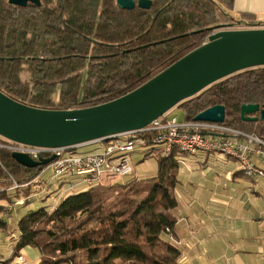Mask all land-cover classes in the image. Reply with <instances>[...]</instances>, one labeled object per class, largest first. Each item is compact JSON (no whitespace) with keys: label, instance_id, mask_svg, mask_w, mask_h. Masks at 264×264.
Segmentation results:
<instances>
[{"label":"trees","instance_id":"trees-1","mask_svg":"<svg viewBox=\"0 0 264 264\" xmlns=\"http://www.w3.org/2000/svg\"><path fill=\"white\" fill-rule=\"evenodd\" d=\"M232 3L151 0L149 9L126 10L115 0H40L25 7L0 0V91L47 109L115 99L204 43L215 29L264 27L252 14L232 15ZM249 103L264 104V66L229 75L178 106L192 120L223 105V124L264 140V121L240 118V106ZM176 154L157 156L155 176L143 183L107 181L55 206L28 210L17 220L12 254L3 263L29 246L39 251L37 264H184L178 247L162 237L173 233L176 221ZM45 166H22L12 151L0 148V200L14 205L23 189L10 195L8 188L32 180Z\"/></svg>","mask_w":264,"mask_h":264},{"label":"water","instance_id":"water-1","mask_svg":"<svg viewBox=\"0 0 264 264\" xmlns=\"http://www.w3.org/2000/svg\"><path fill=\"white\" fill-rule=\"evenodd\" d=\"M10 5H40V0H8ZM116 6L130 10L151 7V0H115ZM264 66V27L221 28L207 41L130 92L97 105L74 109H47L16 101L0 91V137L34 147H65L127 131L139 130L198 94L207 86L236 72ZM258 112V115H253ZM223 105L210 106L194 121L222 123ZM243 121H264V104H242ZM217 135V134H216ZM22 166L47 165L55 155L38 160L13 151Z\"/></svg>","mask_w":264,"mask_h":264},{"label":"crops","instance_id":"crops-1","mask_svg":"<svg viewBox=\"0 0 264 264\" xmlns=\"http://www.w3.org/2000/svg\"><path fill=\"white\" fill-rule=\"evenodd\" d=\"M242 13L252 14L257 21L264 22V0H233L231 14L238 16ZM239 141L248 144L245 137H240ZM101 147L93 144L83 150L99 151ZM249 147L252 149L249 152L251 161L264 169V159L257 152L260 146L249 143ZM134 153L141 154L142 159L161 154L158 149L144 150L137 147L127 154L131 164V155ZM219 156L214 152L199 151L185 157L187 164L178 167L174 189L177 207L172 211L176 220L173 233L162 237L178 247L184 264H264V178L246 176L235 158L225 156L221 159ZM132 167L131 178H142L143 175L136 174L135 167ZM40 174L42 182H36L34 191L29 195L31 207L35 201L36 205L40 202L39 206L45 203L47 207L55 206L64 196L85 188L77 184L72 190H65L66 185L60 186L61 180L52 175L49 167ZM68 180L76 183L79 177H69ZM237 180L241 188L234 195L232 183ZM7 192L12 195L14 190L8 189ZM27 205L10 206V214ZM5 231L3 240H0L5 256L0 255V264H4L11 256L17 237L15 229ZM20 254L24 256L25 262H18L15 258L8 264L39 262L40 254L36 248L25 247L20 250Z\"/></svg>","mask_w":264,"mask_h":264},{"label":"built area","instance_id":"built-area-1","mask_svg":"<svg viewBox=\"0 0 264 264\" xmlns=\"http://www.w3.org/2000/svg\"><path fill=\"white\" fill-rule=\"evenodd\" d=\"M240 137L247 138L248 144L240 142ZM249 143L260 146L257 152L264 159V140L257 135L245 133L223 122L180 119L177 115L168 112L139 130L65 147H34L0 137V148L27 153L34 160L55 155L44 168L49 167L52 175L61 180L60 186L66 185L64 188L67 191L75 188L77 184L86 188L104 183L105 179L113 176L130 175L133 167L127 154L137 147L144 150L159 148L164 157L170 156L175 150L177 151L175 159L182 165L187 164L186 156H193L199 151L223 154L235 158L240 170L246 176L264 178V169L256 166L249 157V152L252 150ZM93 144L102 145L101 150H83L84 147ZM40 172L25 184L33 181L42 182ZM69 177H79V182L74 183L68 180ZM25 184L14 182L10 189L14 190ZM186 245L189 246L190 243ZM16 260L25 262L22 254H19Z\"/></svg>","mask_w":264,"mask_h":264},{"label":"rangeland","instance_id":"rangeland-1","mask_svg":"<svg viewBox=\"0 0 264 264\" xmlns=\"http://www.w3.org/2000/svg\"><path fill=\"white\" fill-rule=\"evenodd\" d=\"M216 30H219V29H215ZM207 41V38L206 40ZM194 97V96H193ZM189 99V98H188ZM178 106V105H177ZM174 106L172 107L168 112V114H175L177 115L180 119H183L185 117V112L183 109L179 108V106ZM159 156L157 153L154 154L153 157H147L146 159H142V155L139 154V153H134L133 155H131V161H132V165L135 167V172L136 174H141L143 176H141L142 178H131L130 175H127V176H113L111 178V181H121V182H125L127 181L128 179L132 180H136V181H142L141 183H143V181H148L150 179H152V176L154 177V175L156 174V171H157V159L156 157ZM190 157V156H189ZM188 157V158H189ZM221 159H224L225 158V155H220L219 156ZM187 158V157H186ZM185 158V160H186ZM142 159V160H141ZM141 160V161H140ZM178 163V162H177ZM178 166H184L182 165L181 163H178ZM151 177V178H146V177ZM212 177L210 176L209 180H211ZM108 180L110 179H105L104 182H107ZM27 182H30V181H27ZM25 182V183H27ZM16 183V182H15ZM23 183V184H25ZM18 184V183H17ZM36 182L33 181L31 183H28V184H25L24 186H19L17 187L18 189H23L22 191V194L20 197H18L16 199V202L14 203V207L16 205H21L25 200H28V199H31L29 197L30 194H32V192L34 191ZM234 185V190H233V194L234 195H237V192L240 191V188H241V184L238 183V180L234 183H232ZM222 186V184H221ZM224 187H228V188H233L232 186L230 185H224ZM15 188V189H17ZM10 189V187L8 188ZM14 189V190H15ZM1 190V189H0ZM27 195H25V194ZM2 196V194L0 195V197ZM50 200L52 198H49ZM37 202V201H35ZM35 202H31L33 205V207H35L36 203ZM29 204V201L26 203V205ZM40 202L36 205L37 207L39 206ZM0 205L2 206V210H0V218L5 222L6 224V228L5 230H9V229H15V233L18 234V231L16 229V224H17V220L19 219L20 216H22L25 212H27V210H29L30 208L34 209L33 207H31V205H27V206H22V207H19V210L18 211H14L13 213L10 214V209L9 207L11 206L12 207V204L10 203V201L8 200H0ZM46 206L47 204H43V206ZM36 207V208H37ZM31 210V209H30ZM242 211H245V209H242ZM10 214V216H6ZM238 221V220H237ZM5 230H0V240H3L5 234H6V231ZM10 232V231H9ZM0 255H3L5 256V251H4V247H0ZM10 258V256H9Z\"/></svg>","mask_w":264,"mask_h":264},{"label":"flooded vegetation","instance_id":"flooded-vegetation-1","mask_svg":"<svg viewBox=\"0 0 264 264\" xmlns=\"http://www.w3.org/2000/svg\"><path fill=\"white\" fill-rule=\"evenodd\" d=\"M259 113L258 112H256V113H254L253 115H258Z\"/></svg>","mask_w":264,"mask_h":264}]
</instances>
